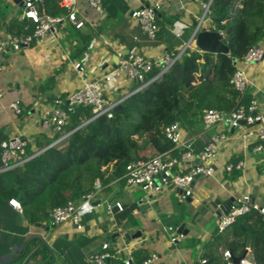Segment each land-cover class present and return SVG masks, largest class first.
I'll return each mask as SVG.
<instances>
[{
	"label": "crops",
	"instance_id": "0c3cea01",
	"mask_svg": "<svg viewBox=\"0 0 264 264\" xmlns=\"http://www.w3.org/2000/svg\"><path fill=\"white\" fill-rule=\"evenodd\" d=\"M102 1L103 13L96 14L86 0H77L78 17L85 21L84 30L99 29L81 62L69 58L73 43L63 32L67 22L57 26L56 34L40 44L32 42L25 50L0 55V145L9 138L20 137L27 141L30 152H38L52 137L44 126V114L53 99L75 92L84 81L101 80L109 74L112 82L104 86L106 96L116 99L118 95H128L133 84H137L127 80L118 67L114 68V55L135 53L155 62L167 53L180 52L196 29L187 39L190 27L193 23L198 25L202 16L201 6L192 0ZM156 2L161 3L157 13L159 31L150 40L130 18V13ZM39 8L44 9V5ZM23 11V0H0L1 36H9L6 23L11 19L32 25L21 18ZM210 17L200 29H211ZM258 45H264V41ZM123 57H119L118 63ZM76 63L81 64L82 71L74 69ZM237 68L243 70L250 82L242 104L247 105L251 100L264 104V58L251 66L240 63ZM52 78V84L48 83ZM16 102L18 114L12 109ZM180 127L183 140L192 143L194 155L220 134L226 138L218 145L216 158L211 162L213 175L194 179L189 198H183L182 190L170 183L158 193H146L116 179L90 201L91 213L81 208L79 230L71 222L58 227L49 223L40 224L44 227L27 225L21 213L8 203L0 209V264H20L26 256L36 258L39 264H90L89 258L100 253L105 243L114 255V262L131 258L140 263L156 255L154 264H200L209 244L208 252L222 258L233 234L230 227L220 238L217 236L216 226L226 207L246 195L264 207V146L256 151L257 138L244 140L247 129L243 127L205 126L201 121L185 122ZM180 153L182 149H176L164 155L163 160L179 158ZM156 155L149 148L142 154L144 158ZM240 163L241 169H236ZM228 165L234 166L229 172ZM187 170L188 163L179 162L173 173L183 174ZM116 202L123 211L114 207ZM181 226L185 236L178 233ZM169 228L173 231L169 232ZM138 233L135 239L124 237ZM173 234L178 235L174 243L171 242Z\"/></svg>",
	"mask_w": 264,
	"mask_h": 264
},
{
	"label": "trees",
	"instance_id": "16d2710c",
	"mask_svg": "<svg viewBox=\"0 0 264 264\" xmlns=\"http://www.w3.org/2000/svg\"><path fill=\"white\" fill-rule=\"evenodd\" d=\"M58 2L44 0L41 14L63 15L65 11ZM209 9L215 15L210 30L221 33L229 50L227 55L201 53L192 40L159 78L131 94L137 88L133 84L127 97L118 95L116 99H125L111 119L100 117L85 123L92 117L90 109L77 108L62 133L39 148V155L0 173V209L14 200L27 225L47 224L49 212L68 202H79L82 196L92 192L96 180L105 187L120 179L128 164L145 159L142 154L146 149L163 156L174 151L163 134L169 125L202 122L203 112L209 109L222 113L234 109L239 95L230 80L245 54L264 41V0H212ZM6 24L8 34L19 38L34 29L16 19ZM196 25L190 27L187 39ZM63 32L73 43L69 58L81 62L99 29L75 30L66 24ZM159 71L154 67L146 75V81L156 77ZM51 81L53 78L48 83L52 84ZM65 134L69 136L62 143L50 147ZM34 154L27 146L25 156ZM231 229L232 239L227 248L232 257L243 253L249 234L252 259L255 264H264L263 217L252 211L238 218ZM220 235L217 233L219 238ZM210 249L211 244L206 246L202 260L206 264H223L219 255L208 252Z\"/></svg>",
	"mask_w": 264,
	"mask_h": 264
},
{
	"label": "built area",
	"instance_id": "2783aa9c",
	"mask_svg": "<svg viewBox=\"0 0 264 264\" xmlns=\"http://www.w3.org/2000/svg\"><path fill=\"white\" fill-rule=\"evenodd\" d=\"M198 3L202 9V16L199 20L198 28L206 22L211 16L210 5L212 0L207 3L201 0H192ZM44 0H23L22 19L28 20L34 27L31 34L21 38L15 36L0 35V55L4 52H20L27 49L32 42L40 44L48 36L56 34L57 26L67 22L73 26L75 30H80L84 27V18L78 17L77 0H59V7L65 11L64 16H50L41 14L39 7L43 6ZM87 6L96 14L103 13L102 0H86ZM161 9V3L156 2L148 6H142L133 10L130 13V18L135 21L141 31L150 40H154L159 31L157 25V13ZM220 33V32H219ZM221 34V33H220ZM189 47V43L177 54L167 53L155 62H150L142 56L129 53L124 56L118 63V71L129 81L137 84V88L133 93L144 89L150 82L159 78L167 72L176 60ZM264 58V45H257L251 48L243 57L242 64L251 66ZM154 67L160 69L156 77L146 81V75L151 73ZM74 69L82 71L80 63L74 64ZM1 72V67H0ZM112 82V75H106L101 80L84 81L82 85L73 93L67 96L57 95L52 101V105L44 114V126L48 128L52 135L62 133L63 129L69 122V116L74 114L77 108H89L92 114L89 121L100 117L111 119L114 112L119 107L123 99H110L105 94V85ZM230 84L238 93V105L230 112L222 113L217 110L209 109L203 112L202 123L205 126L223 125L231 129L246 128L247 131L243 135V139L248 141L250 137L255 136L259 142L256 151L263 149L264 144V104H259L255 100H251L247 105L242 104V98L250 84L243 70L237 69L233 74ZM130 95V94H128ZM127 97V95L125 96ZM12 109L18 114V102L12 105ZM165 139L173 146V149H182L179 158H171L163 160V155L147 157L144 160L132 162L125 167V172L120 178L127 187L139 188L146 193H158L161 188L168 183L177 189L182 190L183 198H189L192 193L190 190L191 184L196 177L212 176L214 170L211 162L216 158L217 147L220 143L226 140L223 134L214 138L206 144L203 150L194 155L192 153V143L184 141L179 123H173L166 127L163 131ZM69 134H65L55 140L50 147L62 143ZM28 146L26 140L20 137H13L3 141L0 145L2 167L0 173L19 167L29 161L31 158L39 155L41 151L36 152L31 157L25 156V150ZM195 160L198 163H193ZM179 162L188 163L186 173L174 174L173 169ZM242 164H237L236 169H241ZM234 168L232 165L226 167V171H231ZM99 180L93 184V190L85 194L80 199L81 205L75 202H68L62 207L53 209L48 214V218L52 227H58L66 222H71L78 230L81 229L80 210L84 207L86 213H91L93 208L89 205L97 192L102 190ZM9 204L21 213L19 204L10 200ZM114 207L119 211H123L120 203H115ZM110 208V207H109ZM255 211L263 217L264 207H260L253 203L248 195L232 201L228 206V213L223 218L219 219L216 230L222 233L230 228L238 218ZM169 232L173 229L169 228ZM178 235L173 234L171 242L177 240ZM245 257L238 264H255L252 259L251 248H245ZM223 264H233L232 255L229 250L222 252ZM114 255L109 250L107 243L102 245L100 253L94 254L89 258L90 264H154L158 259L156 255L142 260L140 263H135L131 258H126L119 262H114ZM20 264H33L31 257H24ZM200 264H206V260H201Z\"/></svg>",
	"mask_w": 264,
	"mask_h": 264
},
{
	"label": "water",
	"instance_id": "95a60500",
	"mask_svg": "<svg viewBox=\"0 0 264 264\" xmlns=\"http://www.w3.org/2000/svg\"><path fill=\"white\" fill-rule=\"evenodd\" d=\"M215 17L214 14L211 15L210 20L211 22H213V18ZM194 40L195 46L196 48L201 52V53H208V54H213V55H227L229 53L228 48L223 44V41L221 39V34L219 32H214L211 30H205V29H200L198 28V25L190 39ZM190 41L188 43H190ZM128 54V52H126V54H115L112 62L114 65V68L118 67V61H119V57L120 56H126ZM119 109V107L117 108ZM116 109V110H117ZM197 178V177H196ZM195 178V179H196ZM217 205L220 204L219 201L215 202ZM228 213V206L226 207V210L223 212V215H221L220 219L223 218L224 216H226ZM37 226H41L44 227L43 225L40 224H36ZM183 226H181L178 230V233L182 236H185L186 232H183ZM136 235H140L138 234H134L132 236H129L128 234L124 235L126 240H129L130 237H132V239L136 238ZM250 235L247 234V238H246V242H245V248H249L250 247ZM246 252H243L239 257H233L232 258V262L233 264H238L240 260H242L245 257Z\"/></svg>",
	"mask_w": 264,
	"mask_h": 264
},
{
	"label": "rangeland",
	"instance_id": "374dc122",
	"mask_svg": "<svg viewBox=\"0 0 264 264\" xmlns=\"http://www.w3.org/2000/svg\"><path fill=\"white\" fill-rule=\"evenodd\" d=\"M1 6H2V5H1ZM180 125L184 126V123L181 122ZM51 135H52V134H51ZM53 136H54V135H52L51 139L53 138ZM51 139H50V140H51ZM47 140H49V139H47ZM47 140H46V141H47ZM48 223H49V225H50V221H49V220H48ZM48 223H47V224H48ZM31 260L33 261V264H39V263L37 262L36 258H31Z\"/></svg>",
	"mask_w": 264,
	"mask_h": 264
}]
</instances>
